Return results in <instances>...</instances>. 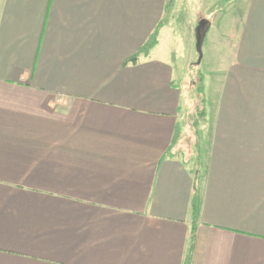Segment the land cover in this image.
<instances>
[{
	"label": "crops",
	"instance_id": "0c3cea01",
	"mask_svg": "<svg viewBox=\"0 0 264 264\" xmlns=\"http://www.w3.org/2000/svg\"><path fill=\"white\" fill-rule=\"evenodd\" d=\"M166 1L0 0V264H264V0L192 127Z\"/></svg>",
	"mask_w": 264,
	"mask_h": 264
},
{
	"label": "rangeland",
	"instance_id": "374dc122",
	"mask_svg": "<svg viewBox=\"0 0 264 264\" xmlns=\"http://www.w3.org/2000/svg\"><path fill=\"white\" fill-rule=\"evenodd\" d=\"M243 0H167L163 22L168 28L163 35L162 48L169 45L171 55L178 63L176 83L187 95L185 116L189 126L202 121L198 110L203 107L201 85L210 78V67L215 64L217 53L223 48L227 26L237 17ZM201 18L210 21L211 26L202 45V59L197 64L198 54L195 47V28ZM234 25V24H233ZM207 101V100H206ZM198 128V127H197ZM195 129V128H193ZM192 137H188V140ZM189 165L196 161L198 149L192 144ZM195 179L201 178V170L195 171ZM199 175V177H198ZM198 182V181H197Z\"/></svg>",
	"mask_w": 264,
	"mask_h": 264
},
{
	"label": "trees",
	"instance_id": "16d2710c",
	"mask_svg": "<svg viewBox=\"0 0 264 264\" xmlns=\"http://www.w3.org/2000/svg\"><path fill=\"white\" fill-rule=\"evenodd\" d=\"M157 29H158V27H156V29L152 32V34L150 35L148 40L141 47L139 53H147L156 44ZM130 59L136 60L137 55L132 56ZM202 86L203 85H201V88H200L201 93L204 91V88ZM201 100L203 102V107L201 108V110H198V114L200 115L201 118H204L207 114V108L205 105L206 104L205 103L206 98H205L204 93L202 95ZM197 181H199V179L196 180L194 178V190H193V195H192V200H191V220H192L191 232H190L191 242L193 241V238H194L195 224H196V220H197V216H198V210H199V195H198V182Z\"/></svg>",
	"mask_w": 264,
	"mask_h": 264
},
{
	"label": "water",
	"instance_id": "95a60500",
	"mask_svg": "<svg viewBox=\"0 0 264 264\" xmlns=\"http://www.w3.org/2000/svg\"><path fill=\"white\" fill-rule=\"evenodd\" d=\"M209 26V21L206 18H201L200 20H198L197 26L195 28V47L198 54L197 64L202 59V45Z\"/></svg>",
	"mask_w": 264,
	"mask_h": 264
}]
</instances>
